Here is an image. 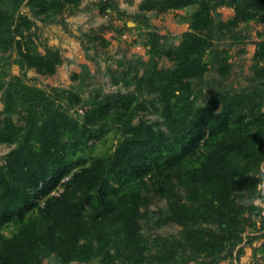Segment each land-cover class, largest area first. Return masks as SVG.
Returning <instances> with one entry per match:
<instances>
[{
  "label": "rangeland",
  "instance_id": "rangeland-1",
  "mask_svg": "<svg viewBox=\"0 0 264 264\" xmlns=\"http://www.w3.org/2000/svg\"><path fill=\"white\" fill-rule=\"evenodd\" d=\"M201 1L59 0L44 11L29 0H0L9 16L0 33V131L11 135L0 138V165L20 137L50 117L53 128L64 130L62 141L73 124L84 132L75 138L85 144L69 149L70 173L96 160L104 165L133 128L168 135L172 88L194 105L218 103L216 111L231 104L245 121L255 114L246 131L254 138L250 150L233 157L244 177L240 190L219 196L191 179L197 154L167 169L152 164L121 188L122 196L138 197L128 232L119 222H90L93 200L82 213L85 236L77 233L58 249L55 239L35 264H264V59L258 56L264 0H204L209 17L200 24ZM183 42L193 43L190 60L200 70L179 81L181 71L170 72ZM90 106L98 111L87 122ZM86 129L95 139L84 141ZM27 144L37 149L35 138ZM36 213L27 217L43 230ZM14 225L4 224L0 236L14 234Z\"/></svg>",
  "mask_w": 264,
  "mask_h": 264
},
{
  "label": "trees",
  "instance_id": "trees-1",
  "mask_svg": "<svg viewBox=\"0 0 264 264\" xmlns=\"http://www.w3.org/2000/svg\"><path fill=\"white\" fill-rule=\"evenodd\" d=\"M58 1L29 0L44 11L50 10V5ZM206 4L204 0L199 3L200 16H196L195 20L200 24L209 17ZM8 18V12L0 6V33L7 28ZM188 37L196 38L192 34ZM205 46L200 45L199 51ZM258 48V56L264 59V41L259 43ZM179 51L176 67L170 73L175 75L181 71L180 75H176L181 81V76H189L200 69L197 60H190L194 52L193 43L187 45L183 42ZM178 88H172L171 95L175 96V100L165 109L168 135L149 128H133L129 135L123 136L104 165L103 161L96 160L70 173L74 163L68 161L69 149L85 144L75 138L84 134L76 132V124L66 131L69 134L67 141L60 139L64 133L60 125L53 128L57 126L53 125L52 117L49 122H36L33 135L25 134L23 141L20 137L17 147L8 153L5 163L0 165V228L11 222L18 227L10 237L0 236L1 264H35L42 251L46 247L50 249V242L55 239L58 242L55 249H58L77 233L85 236L88 227L82 213L93 200L98 204L90 222L99 226L119 222L128 232L134 225L130 222V215L136 210L138 197L134 194H130L129 198L125 194L122 196L121 188L131 178L142 175L152 164L157 167L163 165V169H167L183 165L185 160L197 154L199 164L192 171L196 179H191L215 188L219 196L225 197L230 192L240 190L244 177L232 164L233 157L250 150L254 138L246 131L250 120L251 123L254 121L255 114L251 111L250 120L245 121V115L240 110L233 111L228 103H223L217 111L215 106L218 103L194 105L188 94H175ZM165 99L166 103L170 100ZM97 111L98 107L95 106L85 110V121L88 122ZM86 133L84 141L95 139L94 131L86 129ZM10 136L8 132L0 131V138L6 137L8 140ZM29 137L36 139L37 149L27 144ZM65 176L66 179L62 181ZM57 183L62 189L39 202L38 198L47 194ZM112 183L118 186L113 187ZM32 211H36L38 220L45 224L43 230L41 225L31 224L27 213Z\"/></svg>",
  "mask_w": 264,
  "mask_h": 264
}]
</instances>
